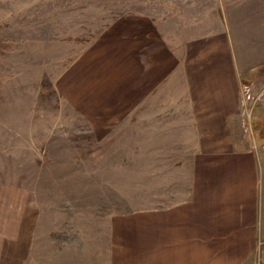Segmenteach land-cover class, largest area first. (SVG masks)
<instances>
[{"label":"rangeland","instance_id":"rangeland-1","mask_svg":"<svg viewBox=\"0 0 264 264\" xmlns=\"http://www.w3.org/2000/svg\"><path fill=\"white\" fill-rule=\"evenodd\" d=\"M177 1L0 0V264L158 259L147 214L194 184L185 161L155 150L171 136L164 121L147 119L173 100L159 93L176 57L164 23ZM239 29L236 134L256 149L264 24Z\"/></svg>","mask_w":264,"mask_h":264},{"label":"crops","instance_id":"crops-1","mask_svg":"<svg viewBox=\"0 0 264 264\" xmlns=\"http://www.w3.org/2000/svg\"><path fill=\"white\" fill-rule=\"evenodd\" d=\"M177 6L165 16L176 57L159 93L173 100L148 107L147 119L164 121L171 136L156 137L155 150L169 152L170 162L185 161L194 184L186 200L151 207L148 235L158 259L147 262L258 264L259 255L264 264V143L253 149L236 134L242 107L235 53L239 28L246 33L264 24V0H178Z\"/></svg>","mask_w":264,"mask_h":264}]
</instances>
